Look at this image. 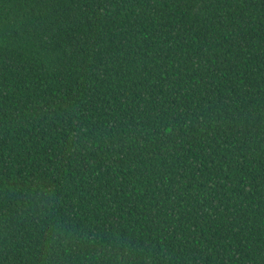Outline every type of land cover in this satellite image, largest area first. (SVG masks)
<instances>
[{"label":"trees","instance_id":"trees-1","mask_svg":"<svg viewBox=\"0 0 264 264\" xmlns=\"http://www.w3.org/2000/svg\"><path fill=\"white\" fill-rule=\"evenodd\" d=\"M0 264H264V0H0Z\"/></svg>","mask_w":264,"mask_h":264}]
</instances>
